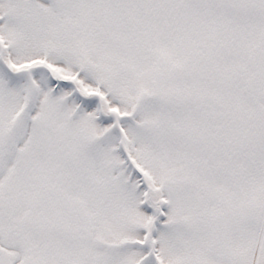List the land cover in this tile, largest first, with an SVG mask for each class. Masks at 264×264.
I'll return each mask as SVG.
<instances>
[{"label":"snow or ice","instance_id":"1","mask_svg":"<svg viewBox=\"0 0 264 264\" xmlns=\"http://www.w3.org/2000/svg\"><path fill=\"white\" fill-rule=\"evenodd\" d=\"M0 264H264V0H0Z\"/></svg>","mask_w":264,"mask_h":264}]
</instances>
